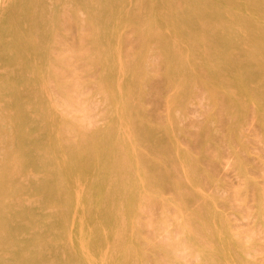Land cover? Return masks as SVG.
<instances>
[{"label": "bare ground", "instance_id": "1", "mask_svg": "<svg viewBox=\"0 0 264 264\" xmlns=\"http://www.w3.org/2000/svg\"><path fill=\"white\" fill-rule=\"evenodd\" d=\"M39 1L0 0V120L12 125L11 136L18 142L0 162V206L4 204L0 246L8 248L0 255V264H19L23 251L13 242L15 205L27 210L24 228L36 240L32 247L35 264H143L138 213L158 195L168 172L157 164L145 167L141 154L129 150L142 140L160 146L166 154H179L170 148V132L156 130L141 114L137 105L146 74L139 75L137 84L129 80L127 73L134 70L123 61L118 46L122 27L137 19L136 9L146 0H96V7L90 3L85 6L82 0H43V8L38 10ZM226 1L192 0L190 10L174 18L169 10L172 2L166 0L165 8L153 10L151 35L159 44L169 45L162 48L166 58L195 50L200 53L197 63L208 68L213 66L212 55H224L235 47L236 58L224 59L225 68L216 81L225 92L226 106L239 120L246 103L253 101L256 117L263 121L264 0ZM79 8L93 28V49L88 58L103 66L99 87L107 107L104 125L97 132L83 131L79 125L84 123L83 115L70 118L67 124L86 136V142L77 146L67 143L66 119L54 112L47 84L56 73L64 82L67 78L50 60L62 43L63 32L77 20ZM177 19L189 21L197 32L189 45L176 29ZM215 24L219 27L210 32ZM63 55V64L72 69L71 55ZM177 63L185 73L195 72L184 60ZM55 81L63 96L70 99L69 87ZM22 95L28 99L25 104L20 101ZM34 123L42 129L30 130ZM186 167L183 165L185 177H189ZM22 168L29 173L27 180L16 187H4L10 175ZM241 174L247 181L244 169ZM152 181L155 185L150 188ZM208 228L212 234L205 241L192 236L173 245L197 252L202 263L219 264L215 252L221 264H243L229 249L233 240L214 218Z\"/></svg>", "mask_w": 264, "mask_h": 264}, {"label": "rangeland", "instance_id": "2", "mask_svg": "<svg viewBox=\"0 0 264 264\" xmlns=\"http://www.w3.org/2000/svg\"><path fill=\"white\" fill-rule=\"evenodd\" d=\"M95 1L82 0L81 4L86 6L90 3L96 7ZM42 2L36 3L38 10L43 8ZM171 2L169 10L176 18L182 11L190 10L192 0ZM165 7L166 0L142 1V6L136 9L137 19L122 27L118 44L123 61L134 70L127 73V78L137 84L139 75L146 74L147 81L141 84L137 105L141 114L156 130L169 131L170 148L179 152L166 154L160 146H152L142 140L129 150L131 154H141L145 167L157 164L168 172L165 182H161L157 190L158 195L151 203L140 207L138 213V243L143 250V264H208L201 262L197 252H188L184 247L177 248L173 244L179 240L187 242L192 236L200 241L207 240L212 234L208 228L211 218L233 240L229 249L243 264H264V120L256 117L253 101L246 103L239 120L237 113L226 106L225 92L220 90L221 84L216 81L220 70L225 68L224 59L236 58L235 47L228 48L224 55H212L211 68L197 63L200 53L195 50L184 54L178 52L176 57L169 59L165 57L162 48L167 49L169 45L159 44L151 35L153 10ZM209 12L213 13L212 10ZM109 23H112L111 18ZM217 27V24L213 25L210 32H215ZM176 29L183 34L188 45L197 37L189 21L177 19ZM93 33L86 13L77 9V20H72L68 30L63 32L62 43L50 60L66 72L65 82L56 73L47 88L54 112L66 119L64 132L70 145L86 142V136L67 124L73 115L84 116V123L79 124L84 132H97L104 125L107 102L99 87L103 66L88 58L93 49L90 43ZM66 53L71 55L75 66L73 71L74 66L70 69L63 64V54ZM181 60L186 66L194 67L195 72L185 73L177 63ZM55 79L69 87L67 94L70 99L63 96ZM69 84L76 86L70 87ZM20 101L25 104L28 99L22 95ZM83 106L86 110L81 108ZM83 112L89 117L86 118ZM1 113L0 104V118ZM12 128L8 121L0 120V162L5 159L4 153L18 144L11 136ZM41 129L34 123L30 130L38 132ZM170 161L174 164L170 165ZM182 162L187 166L189 177H185ZM172 169L177 172L169 173ZM241 169H244L247 181ZM151 174L154 172L148 176ZM28 175L22 168L12 173L10 179H5L4 187H16L27 180ZM154 185V181L149 183L150 188ZM3 209L2 203L1 216ZM26 212L23 206L15 205L13 215L17 223L13 229V242L23 248L19 264H35L36 251L32 247L36 240L34 234L24 228ZM7 250L0 246V255Z\"/></svg>", "mask_w": 264, "mask_h": 264}]
</instances>
